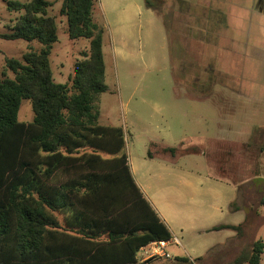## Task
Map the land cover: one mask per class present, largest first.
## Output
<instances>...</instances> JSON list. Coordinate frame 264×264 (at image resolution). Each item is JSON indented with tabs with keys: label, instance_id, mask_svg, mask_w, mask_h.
<instances>
[{
	"label": "rangeland",
	"instance_id": "obj_1",
	"mask_svg": "<svg viewBox=\"0 0 264 264\" xmlns=\"http://www.w3.org/2000/svg\"><path fill=\"white\" fill-rule=\"evenodd\" d=\"M9 1L0 0V79L15 76L7 59L42 47L1 36L23 14ZM47 1L58 35L53 79L71 87L90 39H71L62 1ZM93 20L106 85L100 123L123 130L135 181L181 242L163 264H206L200 257L212 249L211 262L224 264L214 260L235 243L231 232L195 231L243 223L250 207L246 232L264 242V0H95ZM18 119L33 121L30 99Z\"/></svg>",
	"mask_w": 264,
	"mask_h": 264
},
{
	"label": "trees",
	"instance_id": "obj_2",
	"mask_svg": "<svg viewBox=\"0 0 264 264\" xmlns=\"http://www.w3.org/2000/svg\"><path fill=\"white\" fill-rule=\"evenodd\" d=\"M61 1L69 37L90 39L71 87L53 79L50 53L58 35L56 19L47 14L52 2L7 4L23 14L1 36L42 47L22 60L7 59L15 76L0 79V264H137L140 248L172 234L133 177L123 130L101 124L95 110L106 90L95 0ZM23 99L32 102L31 122L18 119ZM255 209L243 223L214 229L245 233L253 229ZM251 249L227 264H260L264 242L254 240ZM213 252L200 259L213 264Z\"/></svg>",
	"mask_w": 264,
	"mask_h": 264
},
{
	"label": "crops",
	"instance_id": "obj_3",
	"mask_svg": "<svg viewBox=\"0 0 264 264\" xmlns=\"http://www.w3.org/2000/svg\"><path fill=\"white\" fill-rule=\"evenodd\" d=\"M101 155L103 157H111V155L101 152ZM133 173V172H132ZM136 180V179H135ZM137 182V181H136ZM138 184V182H137ZM138 186L140 187L144 197L147 199L145 193L143 192L142 187L138 184ZM148 200V199H147ZM149 201V200H148ZM150 202V201H149ZM151 204V203H150ZM152 205V204H151ZM152 207L155 209V211L157 212L158 216L160 217L161 221H163L165 223V225L168 227V229L170 230L171 234H172V238L170 240H166L167 242V247L165 248V253L169 254L166 250L169 246L171 245H178L181 244L179 237L176 235V232L173 228V226H171L170 222L167 220V218H165L158 210L157 208H155L153 205ZM211 208H216L217 210L219 209V207L215 206V205H211ZM223 207H220V209H222ZM220 225H238V224H233V223H220V224H216L213 226H209V227H205V228H199L195 231V234L201 235V234H208V233H217V232H221V231H230L231 233H229V241H234L235 243L233 245H231V247H229L228 249H223L222 252L220 253V256L217 257L216 262H223L224 264H227L231 261H233L238 255H240L244 249V247L246 248V251H251V246H252V242L254 240H258V236L256 237H252L251 234H247V232L245 231V233H238L236 235V231L233 229H214L216 226H220ZM249 231V230H248ZM235 233V234H234ZM101 239H108L107 234L103 235L101 237ZM165 241V240H163ZM153 249V250H152ZM185 253H189L187 248L184 247ZM142 252L143 255L141 258H139V253ZM264 256V253L262 255V257ZM137 258V264H163L166 260H170V261H174L171 259V257H167L166 255H162V254H157L155 252V247L153 242L145 247H142L139 249V251L137 252L136 255ZM263 262V258L261 259L260 264H262Z\"/></svg>",
	"mask_w": 264,
	"mask_h": 264
},
{
	"label": "built area",
	"instance_id": "obj_4",
	"mask_svg": "<svg viewBox=\"0 0 264 264\" xmlns=\"http://www.w3.org/2000/svg\"><path fill=\"white\" fill-rule=\"evenodd\" d=\"M154 247H155V252L157 254H162L166 255L169 257V254L165 253V248L167 247V242L166 241H158V242H153Z\"/></svg>",
	"mask_w": 264,
	"mask_h": 264
}]
</instances>
